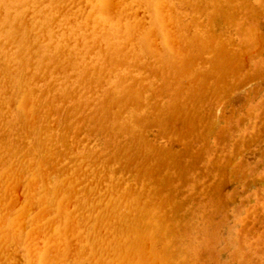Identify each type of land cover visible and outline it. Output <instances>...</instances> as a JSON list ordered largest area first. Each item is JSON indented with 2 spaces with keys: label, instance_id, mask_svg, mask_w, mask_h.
I'll use <instances>...</instances> for the list:
<instances>
[{
  "label": "bare ground",
  "instance_id": "obj_1",
  "mask_svg": "<svg viewBox=\"0 0 264 264\" xmlns=\"http://www.w3.org/2000/svg\"><path fill=\"white\" fill-rule=\"evenodd\" d=\"M263 121L264 0H0V264H219Z\"/></svg>",
  "mask_w": 264,
  "mask_h": 264
},
{
  "label": "rangeland",
  "instance_id": "obj_2",
  "mask_svg": "<svg viewBox=\"0 0 264 264\" xmlns=\"http://www.w3.org/2000/svg\"><path fill=\"white\" fill-rule=\"evenodd\" d=\"M249 86H247V87H249ZM238 104H241V103H238ZM256 123H257V120L253 124H256ZM263 123H264V121L262 122V125H263ZM262 135H260L261 139H257V137H255L254 140L252 139V141L254 143L251 141L250 144L252 143L253 145L249 144V146H252L253 148L251 147V149H248V148L245 149V152H242L241 153L242 155H240L238 157L236 155L232 156V158H234V160H233L234 163L232 162V160L230 158L228 160V162L229 163L232 162V165L230 166V164L227 162L226 166L228 165L230 167L229 168H228V166L227 167L226 166L223 167L224 168L223 169L224 172H223V170L221 168L217 169V176H219L218 178H220L219 179L220 180V183H219L220 184L219 196L222 193L223 196L222 195L221 196L223 198L218 196V201L215 204L216 209L219 206V204H218L219 201L220 202L224 201V202H222V210L218 211V209H217V213L214 214V216L216 215L215 219L217 221H219V223L221 224V228H220V232L219 233L225 239V240L224 239L222 240L221 239L222 236L220 235V239H219V242L217 244V248L218 249L220 248L219 249L220 251L217 249L218 252L220 253L219 254V264L220 263L221 264H229V263L236 264L237 263L236 260H232L231 259V253L233 251V248L232 247H227V244H226L227 240H229V237L231 236V231H234V229H235V232H236V226L239 225V224H237V222H241L242 219L244 220L245 217L247 216V212H249V211H251V212L261 211V209L259 208V206H260L259 205L260 204L259 201L264 200V198H262V196H264V163L261 164V165H258V161L261 160V162H262V160H263V162H264V158L263 159L261 158V156L264 153L262 151V149L264 150V147H261L262 144L264 146V133ZM257 149H258V151H257ZM260 152H263V153H260ZM255 153L257 155H255ZM260 154H261V156H260ZM262 157H264V155ZM235 158H236V160H235ZM235 163H236V165H235ZM245 163L248 164V165H243ZM250 166L251 167L257 166V167H255L256 171H257V168L259 166L261 170L259 172H257V173H256V171H254L255 175H253V176L251 175L252 177H250V175H248V174L253 173V170L251 171V173H248V174L246 172V170ZM251 167L249 168V171L251 169H253ZM226 168H228V169L226 170ZM226 171L228 172L227 174H226ZM221 173L223 174L222 179H221V176H222ZM220 198H221V200H220ZM261 203H263V201ZM220 205H221V203H220ZM224 216H225V219L223 218ZM257 218L258 217H256L255 220H254V217H252V220H254L256 222L253 221L254 225H253V222L251 224L250 230L248 232L249 236L247 237V240H249V239L250 240L247 242V244L252 243L257 238L256 236L258 234L261 235V233H262V230H263V227H264V223H263V221H260ZM224 221H227V222H224ZM222 223H225L226 225L225 224L223 225ZM256 223H257V225H256ZM259 223H261V225ZM232 224L233 225L235 224V225H234V227L231 228V226H233ZM257 226H258V228H257ZM239 227L240 226H238V228ZM236 234H237V232H236ZM223 244H225V246L221 247ZM247 246H245V250H247L248 252H250L252 250V247H253V249H257L258 252L262 251V249H263V247H262V249L260 250L258 248V246L257 247L256 246H251V245H249V247H247ZM221 248L223 249V251H222ZM226 248H228V249H226ZM228 253L230 255H228ZM225 256L227 258H229V259H227ZM227 260H229V261H227ZM223 261H226L227 263H225Z\"/></svg>",
  "mask_w": 264,
  "mask_h": 264
}]
</instances>
